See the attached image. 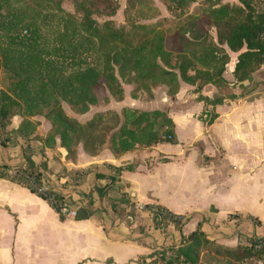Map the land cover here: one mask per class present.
I'll use <instances>...</instances> for the list:
<instances>
[{"label": "trees", "instance_id": "trees-1", "mask_svg": "<svg viewBox=\"0 0 264 264\" xmlns=\"http://www.w3.org/2000/svg\"><path fill=\"white\" fill-rule=\"evenodd\" d=\"M61 1L36 0L30 6L34 9L32 14H28L9 0H0V74L5 82L0 84V148L15 146L17 138L36 140L42 145L43 157L36 162L34 149L27 144L21 148L20 164L0 161V178L20 184L46 200L61 221L66 215L60 210L67 205L74 208V219L96 217L104 225L105 210L100 206L104 202L117 216L125 211L126 221H134L136 207L119 174L133 171L135 162L119 166L104 163L103 171L94 174L96 181L91 191L77 202L69 194L43 187V173L48 169L45 150L60 147L65 159L73 161L78 145L90 155L108 149L118 157L162 142L176 143L173 119L158 109L145 111L123 106L120 124L107 134L101 128L103 113L96 112L82 123L69 116L61 102L75 113H85L99 103L100 92L106 99L110 95L122 100L123 82L134 85L131 97L135 98L139 90L151 97L152 87L162 84L174 93L182 81L199 93L197 99L203 103V110L198 119L212 124L218 116L215 106L239 95L230 91L228 96L216 92L210 97L201 89L213 85L229 90L230 85L251 81L253 73L264 65V0H202L198 13L188 11L197 0H163L166 9L180 20L173 24L169 35L159 23L131 21L116 26L108 20L100 24L92 18L97 13L93 0H72L73 12L66 11ZM38 9L40 21L36 17ZM114 11L111 6L108 15ZM207 27L215 29V36ZM229 51L237 53L230 71L232 79L226 76ZM14 115L22 119L17 128L9 129ZM35 116H42L49 123L43 134L37 132L40 121ZM113 116L115 113H111ZM95 169L63 167L57 177L67 178L63 186L77 185ZM100 179L105 182L100 183ZM141 211L150 213L153 226L162 232L169 225L180 231L188 220L156 203L145 204ZM257 238L224 245L208 237L199 223L195 230L181 234L178 243L156 247L138 262L202 264L205 260L208 264H260L264 245L258 247Z\"/></svg>", "mask_w": 264, "mask_h": 264}, {"label": "crops", "instance_id": "crops-1", "mask_svg": "<svg viewBox=\"0 0 264 264\" xmlns=\"http://www.w3.org/2000/svg\"><path fill=\"white\" fill-rule=\"evenodd\" d=\"M240 85L244 89L240 95L235 92L238 98L215 106L218 116L212 124L206 125L196 116L190 119L194 122L192 136L182 139L175 130L177 142H167L172 144L171 150H163L162 142L115 157L108 149L90 155L78 145L72 161L66 160L64 149L58 147L68 170L96 169L83 183L67 187L62 185L67 178L54 181L43 173L44 188L69 194L80 202L91 191L94 174L103 171L104 163L119 166L135 162L133 171L119 174L134 206L156 203L187 217L180 231L173 225L167 232L160 231L153 226L151 214L141 210L140 216L130 222L118 219L102 225L96 217L76 220L72 215L61 221L46 200L0 178V184L15 193V198L0 201V211L11 222L6 245L0 231V264H139L140 257L161 245L178 243L181 234L195 230L199 223L208 237L224 245L234 246L244 237L264 236V65L253 73L251 81ZM116 103L119 108L133 106L126 101ZM198 109L202 111L203 105ZM16 118L12 128L21 121L20 116ZM35 119L42 124L41 119ZM41 124L39 134L48 129L41 131ZM27 144L34 149L33 159L39 162L43 158L41 143L23 138H17L15 146L7 151L0 148V161L20 164L21 154L15 158L11 151L17 147L21 153ZM50 151L46 149L45 155ZM47 166L53 171L49 161ZM185 225L190 226L188 233L183 232ZM169 237L171 242L167 243Z\"/></svg>", "mask_w": 264, "mask_h": 264}, {"label": "rangeland", "instance_id": "rangeland-1", "mask_svg": "<svg viewBox=\"0 0 264 264\" xmlns=\"http://www.w3.org/2000/svg\"><path fill=\"white\" fill-rule=\"evenodd\" d=\"M36 0H9V3L14 7L26 11L28 14H32V10L30 6L35 3ZM95 2L97 13L92 14V18L99 22L100 24L104 23L105 21L111 20L116 26L119 25H128L131 21H135L137 23H159V27L161 30L165 32L166 35H169L172 31V26L175 23H178L180 20L175 17L170 11L166 9L165 4H163V0H146L143 3H139L134 0H93ZM202 0H197L195 3H192L188 11L189 12H200V8L202 6ZM62 7L69 12H73L75 9L74 3L72 0H62L61 1ZM44 7V4H41ZM114 7L115 11L114 14L108 15L110 7ZM42 11H45V8H41ZM37 10H35L36 12ZM34 13V12H33ZM38 21H40V9L37 11ZM54 27L53 25L50 27L52 30ZM209 31L215 36V29L213 27H207ZM50 30V31H51ZM230 60L227 64L228 73L226 76L229 79H232L230 71L233 68L234 62L236 61L237 53H233L229 51ZM4 75L3 73L0 74V84L3 86L5 85L4 82ZM231 81V80H230ZM123 86V99L119 101H126L133 105L132 107L138 108L145 111H151L158 109L160 111L165 112L168 116H170L176 124L175 130L183 139V137L189 135L192 136L194 131V122L190 119L195 118L198 115H201V109H198V105H203L202 102L198 101L197 96L198 92H195L194 86H191L185 82L180 81L178 90L174 93L168 91V87L166 85H158L152 87V95L151 97L149 94L143 90H139L137 92V96L135 98L131 97V91L134 88L133 84H126L122 83ZM229 90H222L214 87L213 85H206L201 89V93H209L210 97L214 95L216 92L222 93L225 96H228L230 91L233 93L241 94V91L244 89V86L234 84L229 86ZM108 93V92H107ZM214 93V94H213ZM100 101L96 105H92L89 107V110L85 113H75L71 110L70 106L66 102H61V105L64 111L72 117H75L80 122L84 123L89 120L94 113L100 112L105 115L104 123L102 124L101 128L109 134L113 129H115L121 122L123 118V114L121 113L120 104L116 103L119 102L115 100V98L109 95L108 99L103 97L102 93H99ZM202 103V104H201ZM111 113H115L113 118L111 117ZM19 115H14L11 118L10 125L8 126L9 129L12 128V124L15 123L16 117ZM21 118V117H20ZM34 118H39L42 121L40 126L41 131H44L47 127H49L48 123L45 121L44 117L42 116H35ZM22 119V118H21ZM112 119V120H110ZM195 144V143H193ZM13 147V146H11ZM10 147V148H11ZM163 150H171L173 149L172 144L164 142L161 145ZM7 151V149L3 150ZM14 154V157L17 158L21 154L19 149L15 147L11 151ZM5 154V153H4ZM61 153L57 150H51L49 152V156H46L47 161L51 166L50 169L46 170V175L51 178L52 180H57V174L61 173V169L67 166L65 165L66 161H62ZM39 157V155H37ZM36 157V158H37ZM61 158V159H60ZM103 159V158H102ZM90 167V166H89ZM48 171V172H47ZM54 175V176H52ZM15 193L7 187L6 184H0V201H9V199L15 198ZM100 206L105 210L103 216L104 221L106 224L109 221H116L119 219L126 221L124 215L126 214L125 211L121 213V216H117L115 213L110 211L108 204L105 202L100 204ZM3 209V208H2ZM136 217L140 216L142 213L138 208L135 209ZM9 215V214H8ZM11 218V216H10ZM0 231L1 235L4 238L5 245L9 239V233L11 228V222L5 214L0 211ZM12 221L14 218L12 217ZM153 224V223H152ZM13 226V225H12ZM169 226L164 232L168 231ZM189 225H185L183 228V232H189ZM7 231V233H6ZM161 231V230H160ZM230 232V230H228ZM154 236V235H153ZM156 237V236H154ZM247 240L246 237L242 238L241 241L245 242ZM170 237L167 239V243H170ZM171 244V243H170ZM169 245V244H167ZM202 264H208L207 261L203 260Z\"/></svg>", "mask_w": 264, "mask_h": 264}, {"label": "built area", "instance_id": "built-area-1", "mask_svg": "<svg viewBox=\"0 0 264 264\" xmlns=\"http://www.w3.org/2000/svg\"><path fill=\"white\" fill-rule=\"evenodd\" d=\"M143 206H144V205H139V206H138V209L141 210V209L143 208ZM60 211H61L63 214H65L66 216H68V215H72V216H74V215H75V210H74V208L69 207V206H67V205L63 206V207L61 208ZM263 245H264V237H258V238H257V246H258V247H261V246H263ZM259 263H260V264H264V257H263V259H261V260L259 261Z\"/></svg>", "mask_w": 264, "mask_h": 264}]
</instances>
